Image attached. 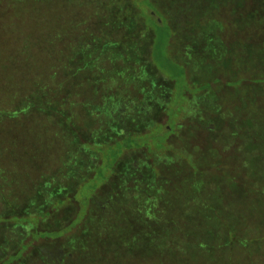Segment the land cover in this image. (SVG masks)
Masks as SVG:
<instances>
[{
  "label": "rangeland",
  "instance_id": "obj_1",
  "mask_svg": "<svg viewBox=\"0 0 264 264\" xmlns=\"http://www.w3.org/2000/svg\"><path fill=\"white\" fill-rule=\"evenodd\" d=\"M141 1L0 0V218L30 223L0 219L1 256L41 221L53 233L24 264H264V123L231 71L205 81L221 40L260 36L242 21L259 4L209 11L208 55L173 41L197 63L179 82L150 56ZM153 1L204 42L184 16L198 0ZM243 79L257 91L264 73Z\"/></svg>",
  "mask_w": 264,
  "mask_h": 264
},
{
  "label": "trees",
  "instance_id": "obj_2",
  "mask_svg": "<svg viewBox=\"0 0 264 264\" xmlns=\"http://www.w3.org/2000/svg\"><path fill=\"white\" fill-rule=\"evenodd\" d=\"M151 1V2H150ZM223 0H198V4H194L197 8L194 10V17L190 19V16L184 13L186 20H200L202 22H199L201 24H195L193 25L195 28H202L201 37L205 38L201 42L198 38H195L194 35L189 36L187 28L192 30V27L190 25H186V23H183L184 25V31H186V35H182L180 31H176L175 27H173L170 20H168L167 23H159V19L161 18L158 15V11L155 8V4L153 0H142L141 5L145 8L142 12V16L146 17V31L150 33L151 35L149 39L150 44V56L153 59L154 63L157 65V67L166 75L170 77H177L178 81H183V78L188 74V70L195 68L196 60L195 57H184V60L181 59H175L171 57L167 50L170 48V45L173 44V41H179V44L183 46V48L188 49L189 43H195L196 48L198 50H203V53H206V55L210 54L211 51V44L213 41V24L215 25L217 21H213L209 18L207 13L214 8H218L219 5H222ZM256 2L259 4V8L254 11V7H252V11L248 10L247 14L242 18L243 23L249 22V24H254V21L256 20L259 25V28L261 29V34L259 37H257V40H246L244 42H241L243 44L237 43L235 46L234 44H228L225 40H221L223 43V50L220 53V57L213 63H210L208 66L209 74H206L205 81L208 87H212L215 81H211L210 78L213 76L220 75L222 71L229 72L231 71V80L232 78H239L240 81L243 83V88L239 90L240 92V98L244 100L242 103L243 108H245V111H249L250 114L252 113V110H254V114L257 117L256 121L263 122L264 123V115L259 113V111L255 110L254 107L256 106V103L259 101H262L264 99V80H257L256 82L259 83V89L257 91H250L251 88L248 87V82H246V79H243V77L246 75L247 71L250 72H256L257 74L264 73V22H260L259 18L262 17V14L264 11L259 10L260 7H262V4L264 3V0H256ZM150 3V4H149ZM149 4V5H148ZM257 6V5H256ZM188 9V8H186ZM147 11V12H146ZM164 11V10H162ZM171 10L164 11V13L167 15ZM170 15H168V18ZM160 17V18H159ZM163 19V18H162ZM207 19V20H206ZM204 20V21H203ZM206 20V21H205ZM252 20V21H251ZM221 24V23H220ZM238 25V24H237ZM246 24H244L245 26ZM186 27V28H185ZM222 27H224L222 25ZM219 28V27H218ZM246 28V27H243ZM177 32V34H176ZM206 33L207 36L204 34ZM170 40L169 44L166 47V44ZM194 41V42H193ZM246 43V44H245ZM203 46V49H200L199 47ZM194 49V48H193ZM191 49L187 52H190L193 54V52L196 49ZM146 52V50H145ZM219 57V56H217ZM242 78V79H241ZM245 82V83H244ZM250 84V83H249ZM245 112V113H247ZM97 174H101V171L97 172ZM39 210H42L40 207ZM30 211L29 213H31ZM11 216L6 212V215L1 217L0 219L6 220L8 218H16L19 219L22 217L23 219H20L19 222L21 224L29 225V221L25 219V212L19 211L18 213L14 211H10ZM34 214V213H32ZM74 217H69L68 220L62 223L60 229L62 231H67L70 229L71 225L74 224V220H72ZM75 219V218H74ZM36 228H34L33 232H28V236L18 242H8V246L5 247L4 253L1 256L0 253V264H24L25 261H27L28 256L32 255L30 254L31 249L33 248V252L36 249L38 251L36 240H39L40 238H45L46 235H51L53 231H51L48 228H44L41 225V221H36ZM44 228V229H43ZM203 230V229H202ZM202 230L199 231V233H202ZM10 243V244H9ZM36 246V247H35ZM26 264V263H25Z\"/></svg>",
  "mask_w": 264,
  "mask_h": 264
}]
</instances>
